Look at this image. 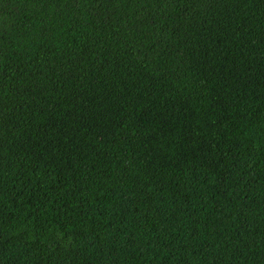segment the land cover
<instances>
[{
    "label": "trees",
    "instance_id": "1",
    "mask_svg": "<svg viewBox=\"0 0 264 264\" xmlns=\"http://www.w3.org/2000/svg\"><path fill=\"white\" fill-rule=\"evenodd\" d=\"M0 264H264V0H0Z\"/></svg>",
    "mask_w": 264,
    "mask_h": 264
}]
</instances>
